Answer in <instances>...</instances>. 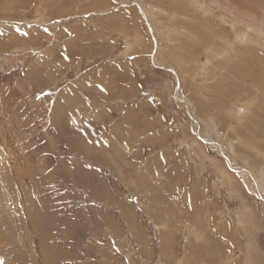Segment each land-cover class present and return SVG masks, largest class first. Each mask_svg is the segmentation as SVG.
Returning <instances> with one entry per match:
<instances>
[{
	"label": "rangeland",
	"instance_id": "1",
	"mask_svg": "<svg viewBox=\"0 0 264 264\" xmlns=\"http://www.w3.org/2000/svg\"><path fill=\"white\" fill-rule=\"evenodd\" d=\"M0 237V264H264V0H0Z\"/></svg>",
	"mask_w": 264,
	"mask_h": 264
},
{
	"label": "bare ground",
	"instance_id": "2",
	"mask_svg": "<svg viewBox=\"0 0 264 264\" xmlns=\"http://www.w3.org/2000/svg\"><path fill=\"white\" fill-rule=\"evenodd\" d=\"M92 128V127H91ZM89 129V128H88ZM83 145V144H82ZM98 148V147H97ZM13 157H15V158H20L19 157V155H18V153H16L15 152V154L13 155ZM7 158V157H6ZM11 163V162H10ZM13 170V169H12ZM22 173V172H21ZM14 177V176H13ZM79 178V177H78ZM83 179H85L84 177H83ZM7 180V182H9V185L12 187V189H13V191H15V192H13L14 193V195H19V193L21 194V192L24 190L25 191V195L24 196H22V194H21V199H20V202L22 203V204H24V205H27V206H30V204L32 205V207H31V209H30V211H29V215L31 214L32 216H33V218H38V217H40L41 218V214H44L43 213V211H44V209L45 208H47V204L49 203V202H47L46 200H42L41 202H42V205H37V204H39V202L37 201V200H34L33 199V196H32V194H31V192H32V190H31V187H30V184L27 182V180H24L23 179V181H21L20 179H18V180H14L13 178H11V180H9V179H6ZM18 183V184H17ZM13 184H17V187H13ZM24 198H26V200H24ZM48 201H51V198H50V200H48ZM49 205H50V203H49ZM52 206V205H51ZM48 211V210H47ZM1 214H2V217H3V219H8V215L6 214V212H4V211H2L1 212ZM54 215H55V213H54ZM45 223L46 222H44V225H43V229L44 230H47L46 229V227H45ZM2 226V225H1ZM33 226V225H32ZM33 229V228H32ZM5 230H8L7 232H5ZM13 231V233H14V230H12ZM12 233V234H13ZM24 233V232H23ZM34 233V232H33ZM46 233H47V231H46ZM2 235H5V237L8 239V236H10L11 237V233H10V229H9V226H8V229L7 228H3V232H2ZM46 236V235H45ZM2 237H4V236H2ZM1 238V237H0ZM12 238V237H11ZM37 238V237H36ZM39 238V237H38ZM47 239H48V237H47ZM12 240H13V238H12ZM15 240V239H14ZM51 240V239H50ZM37 241V240H36ZM10 243H13V241H9ZM52 242H54V241H52ZM44 243V242H43ZM15 244V243H14ZM35 245V244H34ZM33 247V246H32ZM32 247H31V249H32ZM10 248H12V246H9V256H8V264H15L16 262L14 261L15 260V258H12V254H14V252H13V250L12 249H10ZM36 248V247H35ZM7 249V250H8ZM6 250V251H7ZM32 250H34V249H32ZM37 252V251H36ZM18 254H17V256H16V261H17V264H21V263H23L22 261H21V258H20V253L23 255V253L22 252H17ZM29 253V252H28ZM32 254V253H31ZM16 255V254H15ZM14 256V255H13ZM26 256V255H25ZM33 256V255H32ZM23 258H24V255H23ZM35 258V257H34ZM25 259V258H24ZM26 260H28V259H26ZM66 261V260H65ZM38 262V261H37Z\"/></svg>",
	"mask_w": 264,
	"mask_h": 264
},
{
	"label": "crops",
	"instance_id": "3",
	"mask_svg": "<svg viewBox=\"0 0 264 264\" xmlns=\"http://www.w3.org/2000/svg\"><path fill=\"white\" fill-rule=\"evenodd\" d=\"M136 135H138V133Z\"/></svg>",
	"mask_w": 264,
	"mask_h": 264
}]
</instances>
